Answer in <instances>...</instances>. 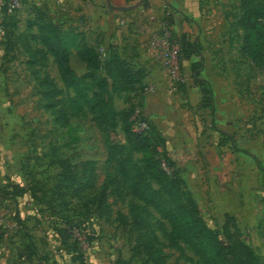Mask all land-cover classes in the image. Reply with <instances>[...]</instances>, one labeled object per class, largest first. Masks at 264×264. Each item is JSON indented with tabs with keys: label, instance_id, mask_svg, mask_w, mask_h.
Instances as JSON below:
<instances>
[{
	"label": "rangeland",
	"instance_id": "374dc122",
	"mask_svg": "<svg viewBox=\"0 0 264 264\" xmlns=\"http://www.w3.org/2000/svg\"><path fill=\"white\" fill-rule=\"evenodd\" d=\"M38 2L24 0L13 17L26 8L36 16ZM42 5L53 10V0ZM122 19L119 25L132 34L124 35L128 41L118 56L141 79L129 92L107 84L104 97L130 120L138 111L151 156L175 181L181 201L196 208L197 225L226 243L222 230L231 217L230 231L238 229L264 264V37L256 45L260 60L243 54L240 0H152L134 27L131 17ZM4 31L0 264H155L147 241L165 264H206L193 239L176 233L171 241L169 220L152 205L140 210L148 228L138 232L130 202L144 203L120 197L111 183L118 174L111 149L125 144L121 123L99 126L86 104L74 100L35 27L14 23ZM183 39L196 41L200 55L182 58ZM195 61L201 66L193 72ZM70 63L76 75L88 72L73 52ZM195 73L203 87L195 84ZM84 82L88 95L99 91L95 78ZM131 158L143 165V153Z\"/></svg>",
	"mask_w": 264,
	"mask_h": 264
},
{
	"label": "trees",
	"instance_id": "16d2710c",
	"mask_svg": "<svg viewBox=\"0 0 264 264\" xmlns=\"http://www.w3.org/2000/svg\"><path fill=\"white\" fill-rule=\"evenodd\" d=\"M141 4L143 7L146 6L147 0H143ZM240 8L242 26L245 31L241 50L244 55L257 62L261 59V53L256 45L264 37V0H240ZM12 17L13 15H4L1 20V43L5 32L3 25L4 23L13 25ZM35 17V22L27 21L26 27H35L39 35H42V45L51 55L62 81L66 86L72 87L76 93L74 100L83 101L86 104L88 112L99 126L114 128L118 121L121 123L125 134V144L114 145L111 149V152L116 155L113 161L118 167V174L112 177L111 183L120 197L129 195L144 203H136L133 200L130 202L133 223L138 232L142 234L148 228L140 210L145 209L147 205H152L169 220L172 232L168 235L171 241L176 233H180L186 239H193L196 251L206 264H261L254 249L238 235V229L234 228V231H230V225L234 226L231 217L226 216L222 230L226 243L203 225H197L198 220L194 216L196 208L181 201L175 181H169L167 172L161 169L158 162L151 156V138L148 131L136 132L133 129L134 119L130 120L126 112L115 111L104 97L101 89L107 84L124 92L134 90L141 79L139 70H135L127 60L119 57L113 50L104 49L105 52L102 48L96 50L86 44L76 43L75 36L61 34L58 26L49 21L43 12L38 10ZM30 37L37 38L34 32L30 34ZM100 49L103 52H100ZM38 50L41 54L45 52L40 48ZM72 50L76 51V55L88 68V72L82 76L76 75L71 66ZM180 54L182 58L188 60L193 55H200V47L194 40L183 39L180 43ZM178 60L180 62L181 59L178 58ZM200 66V62L195 61L191 63L190 68L194 72ZM88 76L95 78L99 86V91L93 90L91 95H88L85 90L87 83L84 82V78ZM193 80L197 86L203 87L204 81L196 73L193 75ZM202 91L211 93L206 88ZM133 153L144 154L142 166L132 160ZM259 168L264 171V166L259 165ZM150 180H153L160 189L154 188ZM162 191H166L165 196L162 195ZM145 249L147 255L153 256L155 264H165L160 249L154 246L153 242L147 241ZM36 252V247L29 248V254L33 255Z\"/></svg>",
	"mask_w": 264,
	"mask_h": 264
},
{
	"label": "crops",
	"instance_id": "0c3cea01",
	"mask_svg": "<svg viewBox=\"0 0 264 264\" xmlns=\"http://www.w3.org/2000/svg\"><path fill=\"white\" fill-rule=\"evenodd\" d=\"M37 9L45 14V17L58 26L60 33L65 36H75L76 43L86 44L96 50L100 47H107L116 53H120L125 43L126 37H130L131 29L119 25L124 23L122 17H131V25L134 27L137 14L148 11V5L152 0H147V5L143 7V0H53V10L45 8L41 0ZM171 1L172 0H168ZM134 6L132 9L125 7ZM33 12L26 8L21 16H14L11 22L17 25H25L27 21H33ZM137 25L141 24H136ZM9 24L4 23V30ZM149 26L141 27L140 32H147ZM27 28V27H26ZM145 34V33H144ZM76 54L75 50H72ZM71 52V54H72ZM131 56V55H129Z\"/></svg>",
	"mask_w": 264,
	"mask_h": 264
},
{
	"label": "built area",
	"instance_id": "2783aa9c",
	"mask_svg": "<svg viewBox=\"0 0 264 264\" xmlns=\"http://www.w3.org/2000/svg\"><path fill=\"white\" fill-rule=\"evenodd\" d=\"M24 0H0V22L4 15H13L14 12L21 8ZM1 36H2V28L0 27V60L3 55V46L1 43ZM100 52H103L102 49H100ZM103 54V53H102ZM170 72L174 73V68L170 70ZM138 111L135 112V115L133 116L134 119V127L133 129L136 132H145L146 131V124L142 120L136 119L138 117L137 115ZM74 238L76 235L73 236Z\"/></svg>",
	"mask_w": 264,
	"mask_h": 264
},
{
	"label": "water",
	"instance_id": "95a60500",
	"mask_svg": "<svg viewBox=\"0 0 264 264\" xmlns=\"http://www.w3.org/2000/svg\"><path fill=\"white\" fill-rule=\"evenodd\" d=\"M134 6L125 7L124 9H132Z\"/></svg>",
	"mask_w": 264,
	"mask_h": 264
}]
</instances>
